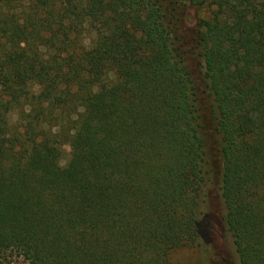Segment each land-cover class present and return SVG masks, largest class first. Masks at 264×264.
<instances>
[{"label":"trees","instance_id":"trees-1","mask_svg":"<svg viewBox=\"0 0 264 264\" xmlns=\"http://www.w3.org/2000/svg\"><path fill=\"white\" fill-rule=\"evenodd\" d=\"M189 6L223 220L264 264V0H0V264H172L209 234Z\"/></svg>","mask_w":264,"mask_h":264},{"label":"rangeland","instance_id":"rangeland-1","mask_svg":"<svg viewBox=\"0 0 264 264\" xmlns=\"http://www.w3.org/2000/svg\"><path fill=\"white\" fill-rule=\"evenodd\" d=\"M183 22L179 24L180 31L185 34L187 44L183 50L187 51V61L192 77L195 81L196 104L201 113L200 122L203 125V137L210 170L199 197L202 217H208L211 222L209 234L199 244L193 247H182L170 254L172 264H239L235 253L230 231L223 220L225 205L220 190L221 159L213 150L215 133L211 122V105L213 100L203 79L202 59L198 50L193 46L192 36L199 18H207V8L189 6L185 11ZM69 149L65 146L63 163L68 158Z\"/></svg>","mask_w":264,"mask_h":264}]
</instances>
